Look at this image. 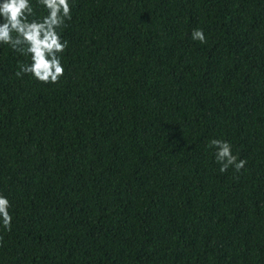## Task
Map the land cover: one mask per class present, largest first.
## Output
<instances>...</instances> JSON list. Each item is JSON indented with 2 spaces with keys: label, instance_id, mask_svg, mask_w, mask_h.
Returning a JSON list of instances; mask_svg holds the SVG:
<instances>
[{
  "label": "trees",
  "instance_id": "obj_1",
  "mask_svg": "<svg viewBox=\"0 0 264 264\" xmlns=\"http://www.w3.org/2000/svg\"><path fill=\"white\" fill-rule=\"evenodd\" d=\"M69 3L59 83L0 45V264H264V0Z\"/></svg>",
  "mask_w": 264,
  "mask_h": 264
},
{
  "label": "clouds",
  "instance_id": "obj_2",
  "mask_svg": "<svg viewBox=\"0 0 264 264\" xmlns=\"http://www.w3.org/2000/svg\"><path fill=\"white\" fill-rule=\"evenodd\" d=\"M36 8H42L47 14L35 18L31 0L0 2V45H7L30 58V63L19 65V70L14 73L17 78L30 75L39 83L57 84L64 75L61 56L68 47L67 41L61 39V31L72 18V7L69 0H36ZM191 38L206 43L202 29L193 30ZM209 146L217 149L215 157L221 173L230 167L236 172L244 168L246 160H238L227 141L213 139ZM10 206V201L0 195V227L5 231H11Z\"/></svg>",
  "mask_w": 264,
  "mask_h": 264
}]
</instances>
